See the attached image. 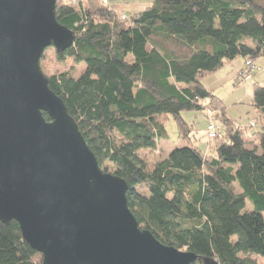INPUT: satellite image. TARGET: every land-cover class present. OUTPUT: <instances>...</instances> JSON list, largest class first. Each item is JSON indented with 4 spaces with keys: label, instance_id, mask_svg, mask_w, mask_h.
<instances>
[{
    "label": "trees",
    "instance_id": "16d2710c",
    "mask_svg": "<svg viewBox=\"0 0 264 264\" xmlns=\"http://www.w3.org/2000/svg\"><path fill=\"white\" fill-rule=\"evenodd\" d=\"M120 15L108 1L56 0L55 17L74 37L62 52L54 49L55 59L84 68L76 77L43 72L50 89L99 166L109 162L110 173L127 182V205L141 229L193 252L191 264H257L252 255L264 257V85L253 83L257 117L250 122L258 130L248 134L202 80L239 57L238 72L264 57V0H153ZM199 110L208 122L214 113L220 128L204 148L191 141L193 127L182 117ZM168 115L189 142L149 162L140 152L168 138ZM41 262L18 223L0 221V264Z\"/></svg>",
    "mask_w": 264,
    "mask_h": 264
},
{
    "label": "water",
    "instance_id": "95a60500",
    "mask_svg": "<svg viewBox=\"0 0 264 264\" xmlns=\"http://www.w3.org/2000/svg\"><path fill=\"white\" fill-rule=\"evenodd\" d=\"M55 4L0 0V221L18 223L41 264H191L193 252L139 227L127 182L101 169L50 89L41 56L74 37Z\"/></svg>",
    "mask_w": 264,
    "mask_h": 264
},
{
    "label": "rangeland",
    "instance_id": "374dc122",
    "mask_svg": "<svg viewBox=\"0 0 264 264\" xmlns=\"http://www.w3.org/2000/svg\"><path fill=\"white\" fill-rule=\"evenodd\" d=\"M110 7L117 4L135 3L139 0H108ZM114 8V7H113ZM242 58H237L231 63L217 70L213 74L205 76L202 80L205 87L213 92L222 102L226 114L231 117L238 125L246 126L247 133L252 134L258 130V127L249 126L251 120L257 117L255 108L252 105V87L254 82H259L264 85V57H260L254 61V69L250 73L248 80L237 79V72ZM40 67L46 75L60 71H69L74 77L78 76L83 68L84 63L76 64L72 59H66L64 62H57L55 59L54 48L48 47L43 52V57L40 59ZM240 69V68H239ZM206 112L202 111H183V119L193 127V132L190 136L191 141L199 147L204 148L206 138V125L208 122ZM214 113H211L213 116ZM212 119V117H211ZM214 121V120H213ZM168 138L159 139L154 148L141 150V156L149 162L165 157L168 152L176 147H181L188 144V140L179 138V131L175 120L168 115L164 122ZM254 136L251 135V141ZM190 141V142H191ZM108 169L112 172L114 167L109 162L102 165L101 169ZM136 191L143 195H149L148 190L143 185L135 187ZM247 208H252L249 201L246 203ZM257 259V264H264V257L260 255H252Z\"/></svg>",
    "mask_w": 264,
    "mask_h": 264
},
{
    "label": "built area",
    "instance_id": "2783aa9c",
    "mask_svg": "<svg viewBox=\"0 0 264 264\" xmlns=\"http://www.w3.org/2000/svg\"><path fill=\"white\" fill-rule=\"evenodd\" d=\"M103 3H107V0H103ZM120 17L123 19L125 18L124 14H121ZM253 66L250 65V62H245V67L240 70L237 74L238 79H242V80H248L249 79V75L250 72L252 71ZM211 113L209 112L208 116H209V122L206 126V136L208 139H214L215 137L219 136L220 134V128L219 126L211 119ZM249 126H254L253 122L249 123Z\"/></svg>",
    "mask_w": 264,
    "mask_h": 264
},
{
    "label": "crops",
    "instance_id": "0c3cea01",
    "mask_svg": "<svg viewBox=\"0 0 264 264\" xmlns=\"http://www.w3.org/2000/svg\"><path fill=\"white\" fill-rule=\"evenodd\" d=\"M152 1L153 0H139L138 2H135V3L117 4L116 6H113L114 8L112 6L111 8L114 9L118 14L129 15V14H134L139 11H142L144 8L149 6L152 3ZM242 65H243V62L239 66L240 69L242 68ZM239 68L237 70H239Z\"/></svg>",
    "mask_w": 264,
    "mask_h": 264
}]
</instances>
